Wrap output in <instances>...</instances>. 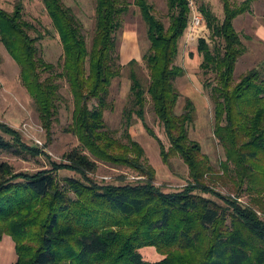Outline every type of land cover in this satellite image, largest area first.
<instances>
[{
	"label": "trees",
	"instance_id": "1",
	"mask_svg": "<svg viewBox=\"0 0 264 264\" xmlns=\"http://www.w3.org/2000/svg\"><path fill=\"white\" fill-rule=\"evenodd\" d=\"M42 1L62 43L61 74H54V65L41 57L38 37L29 33L33 26L21 16V3L8 14L0 7V41L19 65L22 83L47 130L62 99L55 79L66 80L73 99L69 126L82 148L66 155L68 164L50 163V170L38 173L16 172L0 160V240L11 236L17 255L14 264H264V218L256 212L264 214V75L251 69L237 83L233 80L235 64L245 52L233 20L249 12L252 0L233 8L228 0H221L224 18L220 22L208 4H202L214 47L211 51L209 41L198 37V51L203 55V74H214L215 83L204 87L214 109V136L230 161L224 168L234 179L237 194L247 190L260 196L252 199L256 211L231 198L223 199V205L211 201L205 196L208 190L199 185L164 193L154 185L157 171L142 164L141 145L133 140L120 142L106 126L111 83L121 75L116 36L129 10L127 0H96L90 45L80 20L64 0ZM166 2L168 26L147 0H135L147 26L149 48L144 60L149 77L144 82L131 72V107L124 112L129 121L140 120L154 137L145 119L150 97L170 143L169 153L181 155L196 180L200 171L211 170L201 159L200 144L187 138L196 109L188 98L182 114L175 110L181 97L175 81L185 75L175 61L179 41L189 27L190 10L186 0ZM0 130L11 137L0 134V152L38 154L37 148L22 143L15 129L0 123ZM14 142L23 149L13 150ZM85 151L132 167L146 180L97 183L91 176L97 165ZM62 168L79 177H66L61 184L57 170ZM205 233H210L207 247L193 254ZM147 249L160 257L147 260L143 253Z\"/></svg>",
	"mask_w": 264,
	"mask_h": 264
},
{
	"label": "rangeland",
	"instance_id": "2",
	"mask_svg": "<svg viewBox=\"0 0 264 264\" xmlns=\"http://www.w3.org/2000/svg\"><path fill=\"white\" fill-rule=\"evenodd\" d=\"M127 1L129 2V10L122 17V29L116 36L118 45L115 54L119 55L117 63L121 69V75L111 83L108 96L110 107L104 115L106 126L120 142L126 144L133 140L141 145L143 148L142 164L146 168H153L157 171L154 185L160 187L164 193L180 191L190 185L196 187L199 185L208 190V194L205 196L211 201L223 205V199L231 198L256 211L257 208L254 207L252 199L257 198L258 195L248 193L246 186L243 188L246 192L236 193V187L233 186L234 179H231L224 168L226 164L230 165L229 158L214 136V109L209 90L204 87L205 83L208 84L211 81L215 83L214 74L209 76L203 74L200 67L203 55L198 51V37H204L209 41L211 51L214 47L212 34L205 24L194 29L191 34L187 30L179 41V55L175 65L184 68L185 75L175 81L181 96L175 110L176 114L180 115L185 111L186 99L190 98L193 101L196 112L189 127L187 138L192 143L200 144L203 154L201 159L208 162L211 170L200 171L198 179L193 180L190 168L181 155L169 153L170 143L164 135L163 126L159 124L154 111H152L150 97H147L145 119L147 125L154 132V137L147 133L140 120H128L124 110L125 107H131L130 88L132 83L130 74L132 71L135 72L141 76L144 82L148 79L149 69L146 66L144 56L149 48V40H147L146 34L147 26L142 20L141 12L135 4V0ZM147 1L152 4L154 11L164 25L168 26L170 18L166 0ZM228 1L233 8L246 0ZM64 2L80 20L90 45L95 29L96 0H64ZM19 3L23 5L22 18L33 26L29 30L30 35L35 38L38 37L37 44L41 57L54 65V74H61L63 72L62 43H60L58 32L46 12L43 1L0 0V7L8 14L12 13L16 4ZM202 4H208L207 7L219 22L224 18L221 0H197L196 6L199 7L203 15ZM250 8L249 12L233 20L235 31L241 40V48L245 51L235 64L233 80L236 83L241 75L251 71V69H258L264 75V0H252ZM55 80L61 86L62 99L58 102L57 118L50 130H47L41 124L33 98L22 83L19 65L0 41V123L18 131L22 143L38 149L36 155L25 150L21 151L19 155L0 152V160L9 163L16 172L38 173L42 170H50V163L66 165L68 164L66 155L74 148H82L77 135L71 132L69 126L72 122L73 110L70 87L63 77H56ZM94 104V101H91L90 108ZM0 134L7 139L11 138L2 130H0ZM20 146V143L14 142L13 150ZM20 148L23 149V147ZM85 154L89 155L97 165L96 174L91 175L97 183L120 184L119 180H124V183L136 184L146 180L145 176L140 175L132 167L121 165L119 162L96 158L88 151H85ZM232 167L233 165H231V171L234 172V167ZM70 176L79 177L71 170L63 168L57 170V177L61 184H63L64 178H70ZM256 212L264 218L261 211L257 210ZM194 226L198 228L197 223ZM209 234H204L200 249H195L193 254L198 255L197 252L205 250ZM143 253L147 260H156L160 257V254L153 249H147ZM16 260L15 243L11 236L4 235L0 240V264H14Z\"/></svg>",
	"mask_w": 264,
	"mask_h": 264
},
{
	"label": "built area",
	"instance_id": "3",
	"mask_svg": "<svg viewBox=\"0 0 264 264\" xmlns=\"http://www.w3.org/2000/svg\"><path fill=\"white\" fill-rule=\"evenodd\" d=\"M186 2L190 10L189 27L187 30H189L188 32L191 34L194 29L204 26V15H202L199 7L196 6L197 0H186Z\"/></svg>",
	"mask_w": 264,
	"mask_h": 264
}]
</instances>
